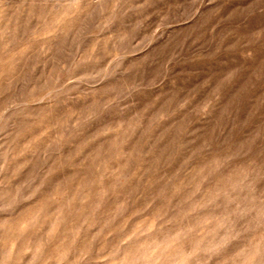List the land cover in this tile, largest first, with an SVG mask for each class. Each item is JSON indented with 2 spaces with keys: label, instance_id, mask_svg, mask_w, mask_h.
<instances>
[{
  "label": "clouds",
  "instance_id": "obj_1",
  "mask_svg": "<svg viewBox=\"0 0 264 264\" xmlns=\"http://www.w3.org/2000/svg\"><path fill=\"white\" fill-rule=\"evenodd\" d=\"M161 3L0 0V264H264V58L177 80Z\"/></svg>",
  "mask_w": 264,
  "mask_h": 264
},
{
  "label": "rangeland",
  "instance_id": "obj_2",
  "mask_svg": "<svg viewBox=\"0 0 264 264\" xmlns=\"http://www.w3.org/2000/svg\"><path fill=\"white\" fill-rule=\"evenodd\" d=\"M179 0H163L158 6ZM204 9L191 25L173 29L177 39L191 34L188 43L198 38L190 51H185L174 76L190 80L203 76H218L229 69L239 68L241 76L264 58V44L247 45L244 39L257 29L264 28V0H204ZM254 13V14H253ZM252 56H248V52Z\"/></svg>",
  "mask_w": 264,
  "mask_h": 264
}]
</instances>
